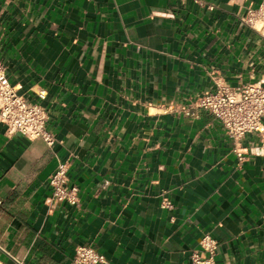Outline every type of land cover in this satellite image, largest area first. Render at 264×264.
Wrapping results in <instances>:
<instances>
[{
	"label": "crops",
	"instance_id": "crops-1",
	"mask_svg": "<svg viewBox=\"0 0 264 264\" xmlns=\"http://www.w3.org/2000/svg\"><path fill=\"white\" fill-rule=\"evenodd\" d=\"M264 0H0V59L49 147L0 123V264H264V155L197 105L264 87ZM264 123V116L262 118ZM234 148L241 154L239 159ZM67 167L77 202L47 204Z\"/></svg>",
	"mask_w": 264,
	"mask_h": 264
},
{
	"label": "built area",
	"instance_id": "built-area-1",
	"mask_svg": "<svg viewBox=\"0 0 264 264\" xmlns=\"http://www.w3.org/2000/svg\"><path fill=\"white\" fill-rule=\"evenodd\" d=\"M256 18L264 19V2L257 10H248L246 23L252 25ZM215 90L205 92L197 99V105L208 110L218 119L226 134L234 143L239 142L245 134H256L259 138V150L264 155V87L260 83L239 84L230 86L214 80L215 73L210 72ZM47 115L37 103L27 101L19 95L17 88L9 82L6 68L0 59V123L4 124L9 133H19L31 140L40 138L47 146L55 143L54 135L46 129ZM239 159L241 154L234 148ZM51 194L47 204L54 206L60 202L75 204L77 188L67 185V167L60 163L49 178ZM200 248L209 254L202 259L197 252L190 256L193 264H209L217 244L210 236L200 240ZM105 257L89 246L75 248L72 264H102Z\"/></svg>",
	"mask_w": 264,
	"mask_h": 264
}]
</instances>
